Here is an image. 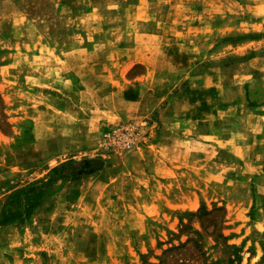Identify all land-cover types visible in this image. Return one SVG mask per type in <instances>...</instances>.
Returning a JSON list of instances; mask_svg holds the SVG:
<instances>
[{"label":"rangeland","instance_id":"obj_1","mask_svg":"<svg viewBox=\"0 0 264 264\" xmlns=\"http://www.w3.org/2000/svg\"><path fill=\"white\" fill-rule=\"evenodd\" d=\"M34 1L0 0V206L55 167L65 164L66 176L23 222L0 225V264H264V0ZM90 1L102 9L103 37L88 44L113 38L119 52H67L61 46L87 42L52 36L80 30ZM35 44L57 52L27 51ZM48 55L54 78L38 81L33 68ZM95 61L121 63L123 89L76 74ZM149 62L182 115L192 101L200 112L214 102L213 156L191 158L192 142L157 151V116L147 117L146 102L124 105ZM126 125L134 146L104 142ZM169 150L177 172L166 173Z\"/></svg>","mask_w":264,"mask_h":264},{"label":"crops","instance_id":"obj_2","mask_svg":"<svg viewBox=\"0 0 264 264\" xmlns=\"http://www.w3.org/2000/svg\"><path fill=\"white\" fill-rule=\"evenodd\" d=\"M27 1H22L19 2L21 4H37L39 2H36L34 0H28ZM141 1V0H140ZM85 3V2H84ZM56 5L61 6L60 8H64V6H68V2L66 0H58ZM89 5V4H88ZM135 6H138V4H135ZM69 11H71V7H68ZM74 10V9H73ZM79 10V9H78ZM81 13L78 15L80 30L75 31V28L68 27V29H62L61 31L54 29L52 30V36L59 35V36H67L69 38L73 37L77 38L79 36L82 39V42H87V44H71V45H63L61 48L65 47L64 50H67V52H83V53H99L101 51L103 53L105 52H119L122 48L120 43H116L113 38H104L106 42H102L100 45H89L88 44V36L94 37V38H102V30H98L100 25V20L102 17V9L96 5L92 4V1H90V7L86 5V7L82 8L79 10ZM100 19V20H99ZM128 19V18H127ZM130 19V17H129ZM22 22V20H21ZM21 28V27H19ZM95 28L94 34L87 35L90 32L91 29ZM87 30L86 32H84ZM38 30H33L32 34L33 36H39L37 33ZM146 36L149 38L155 35H158L154 33H144ZM81 43V42H80ZM106 43V44H104ZM121 46V47H120ZM106 47L110 48L107 49ZM57 46L56 45H41L37 46L32 45V47L29 48V52H57ZM63 50V51H64ZM62 51V52H63ZM40 57V56H39ZM42 57V56H41ZM51 56L48 55L46 57V60H44L43 64L39 66V62L36 63V66L34 71L32 73V76H34L38 81H47L49 82L51 79L54 78L55 75V62L51 60ZM33 65V64H32ZM62 65V64H61ZM121 63L110 64V62L106 61H95L92 63L84 62V63H78V66H75L74 68H77L75 71L77 75L80 77L82 75L88 76L90 73L92 74L91 76L94 78V81L96 83H100L102 85H105L107 87L108 92H117L120 89H123L120 87V78H119V68H120ZM34 66V65H33ZM32 69V70H33ZM64 69V68H63ZM121 75L122 71H120ZM163 71L160 70L158 66L152 65V63H147L145 65V70L144 73H142L141 76H138L135 78L134 81H130L132 85L134 83L137 86L138 90V97L136 101H127V100H122L125 104V106H133L136 103L139 102H146V113L147 117H156V119L159 120L160 127L159 131L157 132V136L155 138V144L156 147L158 148L157 151L162 149H179L181 146H190V142L193 143V147L190 146V153L191 158H196L199 160L204 159L203 157H208L209 153L210 157L214 155V147H215V136H216V129L214 128L215 122L217 116V113L215 112L214 108V102L212 103L211 108L204 110V111H199L198 109V102H191L190 103V111L184 113L185 115H182L181 112L178 111L176 108V100L174 97H170V92L168 91V86L169 84L164 81L163 76ZM69 74L67 73L66 76ZM165 82V83H164ZM129 83V85H130ZM120 87V88H119ZM225 108V106H223ZM224 111V110H223ZM200 122H206V130L205 131H199L195 132L194 131V126H197ZM193 128V130H192ZM225 130H221L223 133H230L232 132L230 128H224ZM222 141L228 142L230 140L229 135L227 134L226 136L223 135L221 136ZM176 142L178 145H174L173 143ZM201 151V152H199ZM166 155L169 158V155H176L172 154V151H168ZM179 155V153H178ZM177 156V155H176ZM177 159L176 158H169V159H162V162L166 165V173L171 171L172 173L175 172V168L178 167V162L175 163ZM177 172V171H176ZM169 173V172H168Z\"/></svg>","mask_w":264,"mask_h":264},{"label":"trees","instance_id":"obj_3","mask_svg":"<svg viewBox=\"0 0 264 264\" xmlns=\"http://www.w3.org/2000/svg\"><path fill=\"white\" fill-rule=\"evenodd\" d=\"M87 162L88 161L85 160L83 164ZM64 166L65 164H62L53 168L52 174H55V177L52 176L47 180H41L39 183L32 184L8 195L4 204L0 206V225H6L12 222H23L39 204L46 190L50 188V184L54 180L66 176L60 171ZM92 171L91 169L87 171L79 169L77 174L89 173Z\"/></svg>","mask_w":264,"mask_h":264},{"label":"built area","instance_id":"obj_4","mask_svg":"<svg viewBox=\"0 0 264 264\" xmlns=\"http://www.w3.org/2000/svg\"><path fill=\"white\" fill-rule=\"evenodd\" d=\"M103 140L118 149H129L136 144L134 127L126 125L110 128L103 134Z\"/></svg>","mask_w":264,"mask_h":264}]
</instances>
